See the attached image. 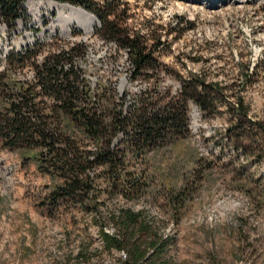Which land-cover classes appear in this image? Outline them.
Listing matches in <instances>:
<instances>
[{
    "label": "rangeland",
    "instance_id": "obj_1",
    "mask_svg": "<svg viewBox=\"0 0 264 264\" xmlns=\"http://www.w3.org/2000/svg\"><path fill=\"white\" fill-rule=\"evenodd\" d=\"M40 1L46 0H34ZM127 1L135 12L128 26L161 35L163 45L155 51L158 70L132 77L127 50L102 44V36L92 39L75 22L64 33L56 26L57 11L25 0L27 13L15 27L0 21V72L10 53L33 42H38V63L81 44L68 63L91 82L95 94L104 85L112 88L115 101L127 110L147 88H154L158 106L164 104L179 92L181 79L193 74L228 86L225 92L230 97L208 115L190 100L188 131L147 155L152 188L133 201L104 194L99 225L79 206L46 208L44 195L53 181L38 168V149L9 147L0 137V264H126V252L108 250L100 235L102 227L111 234L118 232L119 227L105 218L121 207L143 211L152 229L139 238L162 241L157 260L264 264V155L249 140L245 145L229 141L228 132L233 124L230 108L236 100L230 94L243 96L252 119L264 122V0ZM32 9L38 10L37 17ZM26 67H10L8 79L33 81L34 65ZM3 96L0 92V111ZM187 178L196 179L198 188L186 207L176 210L166 196Z\"/></svg>",
    "mask_w": 264,
    "mask_h": 264
},
{
    "label": "trees",
    "instance_id": "obj_2",
    "mask_svg": "<svg viewBox=\"0 0 264 264\" xmlns=\"http://www.w3.org/2000/svg\"><path fill=\"white\" fill-rule=\"evenodd\" d=\"M53 1L93 13L101 23L100 36L128 50L132 77L158 70L155 51L163 45L161 35L128 26L127 21L135 12L127 0ZM24 3L25 0H0V21L9 28L15 27L23 13H27ZM187 28L194 26L187 24ZM35 45L10 53L7 66L0 72V92L4 95L0 137L5 138L9 147L38 149V168L53 181L44 195L46 208L55 211L68 205L79 206L97 225L102 218L100 206L106 201L102 199L104 194L107 198L133 201L152 188L147 155L188 131L190 100L203 115H208L219 102L230 97L225 92L228 86L220 87L219 82H208L193 74L181 79L179 92L164 104L158 106L154 88H147L127 110L115 101L112 88L104 85L95 94L91 82L68 63L71 54L82 48L81 44L46 56L39 63ZM30 63L35 68L33 81L8 79L10 67L24 68ZM230 95L236 100L230 108L233 124L228 129L229 141L245 145L249 140L264 155V122L252 119L243 96ZM140 165L145 167L139 169ZM193 174L195 178L196 172ZM197 188V180L187 178L166 197L176 210H181L193 199ZM105 220L119 227L112 234L100 228L105 247L126 252V264H168L166 260H157L162 255L160 239L139 238L152 229L143 211L121 207L110 212Z\"/></svg>",
    "mask_w": 264,
    "mask_h": 264
},
{
    "label": "bare ground",
    "instance_id": "obj_3",
    "mask_svg": "<svg viewBox=\"0 0 264 264\" xmlns=\"http://www.w3.org/2000/svg\"><path fill=\"white\" fill-rule=\"evenodd\" d=\"M29 1H32L33 5H37L39 3L45 4V6L48 7V10L57 11L58 12V18H57L56 26L58 28H60L64 33H69L68 24H70V23L74 24V22L77 23L78 27L81 28V30H83L84 32H86V33L92 32L93 33L94 26L98 22H100L94 15L86 12L82 8L75 7V6H72L70 4H63V3H59V2H56L53 0H46L44 2L43 1L34 2V0H29ZM207 1L208 2L211 1V3H208V4L213 3V0H207ZM224 1H226V0H219V2H224ZM247 1H249V0H238L239 3H245ZM32 11L35 13L34 14L31 12L32 14H34L35 17H37V14L39 15V12L37 9H32ZM51 28H52V24H48L46 26V30H50ZM103 42L109 43L115 47H119V45L116 42L111 41V40L103 39ZM34 43L35 42H33L30 46H25L24 49L29 48V47H33ZM24 49H22V50H24ZM119 49H122V48L119 47ZM22 50H18L17 52H21ZM125 50H127V49H125Z\"/></svg>",
    "mask_w": 264,
    "mask_h": 264
},
{
    "label": "built area",
    "instance_id": "obj_4",
    "mask_svg": "<svg viewBox=\"0 0 264 264\" xmlns=\"http://www.w3.org/2000/svg\"><path fill=\"white\" fill-rule=\"evenodd\" d=\"M101 28V23L99 22L98 27H96V29L93 31V33H83V34H88V35H92V39H96V40H100V33H99V29ZM65 39H70V38H65ZM102 44H104V42H102ZM7 58H5L6 61ZM37 61V60H36ZM5 67V66H4ZM27 69L29 68V65H27L26 67Z\"/></svg>",
    "mask_w": 264,
    "mask_h": 264
},
{
    "label": "water",
    "instance_id": "obj_5",
    "mask_svg": "<svg viewBox=\"0 0 264 264\" xmlns=\"http://www.w3.org/2000/svg\"><path fill=\"white\" fill-rule=\"evenodd\" d=\"M95 16V15H94Z\"/></svg>",
    "mask_w": 264,
    "mask_h": 264
}]
</instances>
